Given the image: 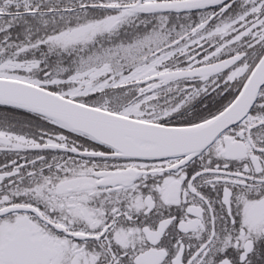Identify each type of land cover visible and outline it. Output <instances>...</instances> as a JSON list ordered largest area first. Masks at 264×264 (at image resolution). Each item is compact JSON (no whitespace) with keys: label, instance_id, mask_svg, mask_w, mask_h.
I'll return each mask as SVG.
<instances>
[{"label":"snow or ice","instance_id":"snow-or-ice-1","mask_svg":"<svg viewBox=\"0 0 264 264\" xmlns=\"http://www.w3.org/2000/svg\"><path fill=\"white\" fill-rule=\"evenodd\" d=\"M0 264H264V0H0Z\"/></svg>","mask_w":264,"mask_h":264}]
</instances>
